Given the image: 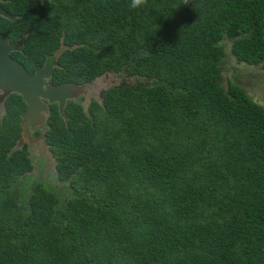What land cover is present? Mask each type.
Returning <instances> with one entry per match:
<instances>
[{
	"label": "trees",
	"instance_id": "1",
	"mask_svg": "<svg viewBox=\"0 0 264 264\" xmlns=\"http://www.w3.org/2000/svg\"><path fill=\"white\" fill-rule=\"evenodd\" d=\"M129 2L0 0L30 73L62 39L57 82L122 80L48 122L54 187L0 119V264H264V104L221 84L264 70V0Z\"/></svg>",
	"mask_w": 264,
	"mask_h": 264
},
{
	"label": "flooded vegetation",
	"instance_id": "2",
	"mask_svg": "<svg viewBox=\"0 0 264 264\" xmlns=\"http://www.w3.org/2000/svg\"><path fill=\"white\" fill-rule=\"evenodd\" d=\"M0 9L4 10L3 8L0 7ZM5 11V10H4ZM6 12V11H5ZM7 13V12H6ZM8 14V13H7ZM9 15V14H8ZM13 18V20H8L6 18L0 17V19H4L7 21H15L17 16H12L9 15ZM2 35H4L5 37L8 38V43L9 45L12 46H17L16 50H13L9 53V56L12 60L17 61L18 63H20L24 68V64L19 62L17 60V56H20L24 53L25 50V46H24V40L26 38V35L19 37V39L17 41H12L11 38H9L7 35H5L4 33L0 32ZM23 39L22 42H20V40ZM64 45L66 47H70L66 44H64L63 40L60 39L59 40V46L53 51V53L45 55V59L44 62L42 63V65L37 66L34 71L32 73H30L26 68L25 70L27 71V73L29 75H33L37 69L40 68H51V72H50V78L46 79L43 78V80L45 81V83H47L50 86H57V85H68L71 86L73 88V92L72 93H80L79 91L81 90V88L84 85L87 84H91L94 83V81H96L98 78H101V85L106 86V89H101L99 94H95L94 92H91V94L88 96L91 99H89V103H86V99L83 95H77L76 98H71L68 99L66 98L65 102H64V106H63V114L65 116L64 117L60 114L59 112V105L57 103H49L47 100L45 99H40V101H37L38 104L36 105V111L34 114V117L32 119V125L31 123H27V122H22V115L28 110V106L27 104L24 102V99L16 94H10L6 97H3V92L0 90V119L3 118H10L13 115V109L12 107L16 108L18 111V117L16 118V121H18V125H19V137L16 141L15 146L18 144V142L23 139V146L21 148V150H25V152H27L28 156L30 157V159L32 160V164H33V170H37V172H41L40 169L45 168L47 170V176L46 179H48V181L46 182L47 186H52L54 187L56 185L57 182H60L57 179V174L55 171V159L53 157V153L51 152V147L50 144L47 140V131L49 130L48 128V122L50 121V119H53L58 116L63 124V127L66 130L67 134H70V130H69V122L71 120V116H70V111H72V108L74 106L76 107H80L83 109V111L87 112L88 108H89V104L91 103L92 100L96 101L95 98L100 97L101 98V93L103 91H106L109 89V87H113L112 86V78L110 76H106V74L97 77L96 79H94L92 82L90 83H86V84H67V83H62V82H57L55 78H52L53 76V72L56 68H59V60L61 55L67 51L65 50L57 59H54L52 56L54 55V53L59 50V48H61V45ZM75 46L70 47L74 49ZM109 84L111 86H109ZM83 90V89H82ZM13 95L14 100L11 103V109H8V101L10 99V96ZM40 105H43L44 109H41L39 107ZM43 120V124H38L40 120ZM54 120V119H53ZM81 127V126H80ZM33 154L36 155L38 161L34 162L33 159ZM30 178H33V176H31ZM29 177L27 178V180L29 181L30 179ZM30 183V181H29Z\"/></svg>",
	"mask_w": 264,
	"mask_h": 264
},
{
	"label": "water",
	"instance_id": "3",
	"mask_svg": "<svg viewBox=\"0 0 264 264\" xmlns=\"http://www.w3.org/2000/svg\"><path fill=\"white\" fill-rule=\"evenodd\" d=\"M0 17L8 20H13L4 10L0 9ZM23 39L20 40L22 42ZM17 46L9 45L8 38L0 33V90L3 92V97L10 94H20L26 101L28 110L22 115V122L32 123L36 109L37 101L45 99L49 103H57L59 105V111L63 112V106L66 98L73 99L77 95H83L86 99V103H89L91 92L99 94L101 89H106V86L101 85L102 79H97L94 83L84 85L80 93H72L73 88L68 85L50 86L43 78L49 79L51 68L37 69L33 75H29L25 68L10 58L9 53L16 50ZM73 48L66 47L63 44L61 48L57 50L52 56L57 59L65 50H72ZM83 89V90H82ZM97 102H101V98H95ZM41 109H44L43 105L39 104ZM64 119L65 116L63 115ZM38 124H43L41 119ZM23 139L18 143L21 144ZM18 145V147H20Z\"/></svg>",
	"mask_w": 264,
	"mask_h": 264
},
{
	"label": "rangeland",
	"instance_id": "4",
	"mask_svg": "<svg viewBox=\"0 0 264 264\" xmlns=\"http://www.w3.org/2000/svg\"><path fill=\"white\" fill-rule=\"evenodd\" d=\"M227 56H230L229 53ZM106 76L112 78V86H116L122 81L120 77L112 74H106ZM227 78H230L232 81L242 86L256 103L260 105L264 104V70L239 65L236 67V72L232 69L227 74H223V80L221 81L222 86H226ZM32 157L34 162L38 161L35 154H33ZM43 174L48 173L44 172ZM38 175H41V172L33 170L32 176L36 178ZM24 182L26 184L29 183L28 180Z\"/></svg>",
	"mask_w": 264,
	"mask_h": 264
},
{
	"label": "clouds",
	"instance_id": "5",
	"mask_svg": "<svg viewBox=\"0 0 264 264\" xmlns=\"http://www.w3.org/2000/svg\"><path fill=\"white\" fill-rule=\"evenodd\" d=\"M189 3V0H185L184 4H188ZM148 4V0H130L129 4H128V7L130 9H133V10H136V9H141V8H144L146 5ZM98 79H101V78H98ZM109 86H111L109 84ZM109 88H112V87H109ZM17 94V93H16ZM20 95V94H18ZM21 96V95H20ZM22 97V96H21ZM23 98V97H22ZM24 99V98H23ZM24 102L26 103L25 99H24ZM60 112V111H59ZM60 114L63 116V112H60ZM20 142V141H19ZM18 142V143H19ZM19 144H17L15 146L16 149H21L22 146H23V140L21 142V144L19 145L20 147H18Z\"/></svg>",
	"mask_w": 264,
	"mask_h": 264
}]
</instances>
